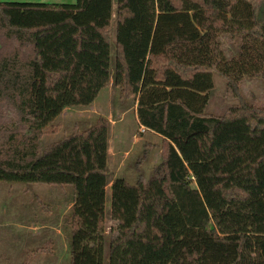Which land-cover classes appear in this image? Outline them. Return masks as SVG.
Wrapping results in <instances>:
<instances>
[{
  "label": "trees",
  "instance_id": "1",
  "mask_svg": "<svg viewBox=\"0 0 264 264\" xmlns=\"http://www.w3.org/2000/svg\"><path fill=\"white\" fill-rule=\"evenodd\" d=\"M259 7L117 0L114 86L163 153L148 181L111 182L108 233L107 119L45 150L41 140L65 109L89 107L109 86L113 0L0 1V181L74 187L71 264H103L106 238L109 264H264ZM214 72L239 100L221 115L206 113ZM247 81L259 88L251 101Z\"/></svg>",
  "mask_w": 264,
  "mask_h": 264
},
{
  "label": "rangeland",
  "instance_id": "2",
  "mask_svg": "<svg viewBox=\"0 0 264 264\" xmlns=\"http://www.w3.org/2000/svg\"><path fill=\"white\" fill-rule=\"evenodd\" d=\"M16 2V0H12ZM77 0H46L49 4H75ZM117 0H113L111 31V78L92 105L65 109L51 124L54 133L45 134L41 147L60 141L74 129H86L98 118L109 123L108 168L110 182L106 190L105 216L107 232L110 220L111 182L123 178L131 184L148 181L163 153L162 138L139 125L136 106L120 99L114 86ZM258 19H264V0H260ZM227 55H229L226 52ZM206 113L221 115L239 103L227 94L224 77L214 72ZM259 92L257 84L247 81L242 98L251 101ZM77 194L71 185L6 183L0 181V264H71L70 226L66 223ZM42 249H45L42 251ZM36 252L33 254V252ZM31 254V255H30ZM103 264H109V240L104 246Z\"/></svg>",
  "mask_w": 264,
  "mask_h": 264
},
{
  "label": "crops",
  "instance_id": "3",
  "mask_svg": "<svg viewBox=\"0 0 264 264\" xmlns=\"http://www.w3.org/2000/svg\"><path fill=\"white\" fill-rule=\"evenodd\" d=\"M1 2H13L12 0H0ZM46 0H16V2L45 3Z\"/></svg>",
  "mask_w": 264,
  "mask_h": 264
}]
</instances>
